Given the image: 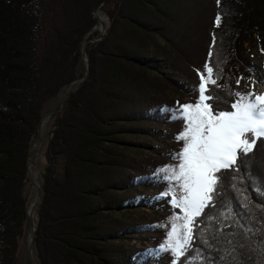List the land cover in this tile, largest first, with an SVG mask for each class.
Wrapping results in <instances>:
<instances>
[{
    "label": "trees",
    "instance_id": "1",
    "mask_svg": "<svg viewBox=\"0 0 264 264\" xmlns=\"http://www.w3.org/2000/svg\"><path fill=\"white\" fill-rule=\"evenodd\" d=\"M173 4L0 0V264L16 263L20 241L32 226L28 163L43 110L74 81L77 87L67 90L45 150L33 239L39 264H160L167 254L156 241L165 233L162 222H127L116 214L143 207L150 189L167 190L168 182L154 173L177 163L170 153L160 152L168 163L147 167L125 152L131 145L145 147L129 137L160 133L144 123L183 130L181 120L169 119V112L149 97L150 76L196 95L190 82L163 71L157 52L149 54L154 37L164 38L166 24L178 20ZM99 8L110 25L102 40L93 41L98 34L93 30L98 25L94 12ZM213 34L216 43L210 49ZM209 40L206 61L211 50L210 66L219 77L216 92L224 106L234 98L229 95L232 84L252 73L246 44L264 50V0H216ZM83 52L87 66L78 76ZM226 174L216 207L210 213L205 208L209 215L196 218L202 223L188 254L196 259L182 257V264H220L216 257L231 260L233 247L242 264H264V147L243 158L238 171ZM174 214L183 215L176 207ZM249 228L252 231L246 232ZM144 234L155 247L128 253L124 242ZM146 250L153 251L145 255Z\"/></svg>",
    "mask_w": 264,
    "mask_h": 264
},
{
    "label": "snow or ice",
    "instance_id": "2",
    "mask_svg": "<svg viewBox=\"0 0 264 264\" xmlns=\"http://www.w3.org/2000/svg\"><path fill=\"white\" fill-rule=\"evenodd\" d=\"M220 23L221 17L217 16L216 27ZM215 43L213 34L210 49ZM212 56L210 50L205 71L198 73L201 83L196 86V103L181 105L177 102L174 110H168L169 119L184 121L183 130L175 137L183 142V147L178 153L170 154L177 163L163 165L154 173L157 178L168 182L167 190L160 195L171 197V203L183 212V215L170 218L167 240L159 246L160 250L171 252L172 264H182V257L184 260L196 259L188 255L202 223L196 218L207 217L216 207L218 190L227 179L226 170L238 171L243 158L264 147V93H257L253 82L246 91L230 92L234 98L230 104L222 106L216 92L219 77L214 75V67L210 66ZM235 83L238 89L240 80ZM205 208L209 213L204 212ZM245 231L251 232L252 229ZM244 239L241 237L242 241ZM244 246L243 242L239 244L241 248ZM260 248L264 254V242ZM152 251L146 250L145 255ZM233 253L235 247L228 252L231 260L225 256L216 259L220 264H242Z\"/></svg>",
    "mask_w": 264,
    "mask_h": 264
},
{
    "label": "rangeland",
    "instance_id": "3",
    "mask_svg": "<svg viewBox=\"0 0 264 264\" xmlns=\"http://www.w3.org/2000/svg\"><path fill=\"white\" fill-rule=\"evenodd\" d=\"M173 2L172 11L176 12L178 20L175 19V25L166 24L164 38L160 36L154 37V44L150 47L149 54L152 56V54L157 52L159 54L158 60L160 64L165 67L163 71L165 73L172 72L177 78L190 82L196 93V86L201 83L198 73L205 69L206 49L209 46V33L216 13V0H173ZM99 14L103 17L102 23L99 20ZM94 17L98 20V30H95L98 34L93 41H100L107 34L110 20L105 11L100 8L94 12ZM88 43L89 41H85V46ZM246 46L248 58L253 65L252 73L249 77H241L243 79H239L240 84H244L246 87L237 89L236 83L234 82L232 84L234 91L248 90L247 85L254 79L258 67L264 63V50L261 49L258 44H246ZM84 53L85 52H83L81 58V63L77 67L78 76L84 73L87 66V56L86 53L85 55ZM155 78L154 74L150 76L146 88L148 89L149 97L153 98L155 103L161 109L167 111L169 109L174 110L177 102L181 105L186 103H196L197 95H192L191 93L176 89L168 83L161 82ZM233 80L234 79L232 78V81ZM71 86L68 89H75L77 87L76 82L72 83ZM62 91L52 99L43 110V118L46 115H52L50 116L44 132L41 133L42 146L40 145L41 139L37 134L31 148L30 158L35 156V160L28 169L29 183L26 188V195L30 206L37 195V188L34 183L40 185L42 182V173L46 165L45 150L53 128L55 115L62 110L61 105L65 102V98L67 97V94L64 96ZM183 124L184 121L182 120L178 123L180 129L183 128ZM143 126L157 130L160 133H155L152 136L133 135L129 137V140H132L133 142L145 144V147L131 145L128 149H125V152L131 159L137 162H143L147 167H153L160 164L162 160L165 163H168V161L165 160V157L160 155V152L175 154L182 149L179 141L175 139L178 130L173 128L174 125L170 126L169 124L150 122L144 123ZM164 191L166 190L163 186L150 189L146 193L148 198L143 207L137 208L136 210L126 211L124 215L117 213L116 217H122L127 222L137 221L144 224L162 222L160 228L165 233L160 235V237H157L156 241L161 243L166 242L167 233L170 231V218L173 217L171 215L173 214L175 206L171 203V197L160 195ZM180 211L182 212L181 209ZM30 229L31 227L25 231L24 236L20 241L19 249L16 254L18 257L16 258L15 264H33L32 257H34L35 264H39L38 258L35 254V247L34 245L31 247ZM124 246L128 253L134 254L138 250L155 247V242L149 237V235H136L133 239L126 240ZM172 260L173 256L171 252H167L160 264H171ZM150 264H153V262Z\"/></svg>",
    "mask_w": 264,
    "mask_h": 264
},
{
    "label": "water",
    "instance_id": "4",
    "mask_svg": "<svg viewBox=\"0 0 264 264\" xmlns=\"http://www.w3.org/2000/svg\"><path fill=\"white\" fill-rule=\"evenodd\" d=\"M99 20H100V19H99ZM100 22H101V21H100ZM93 30H98V27H97V26L94 27ZM84 55H85V53H84ZM74 82H76V81H74ZM74 82H73V83H74ZM70 86H71V83L68 84V85H66V86L64 87V89H63V91H62V93H63L64 96H66V94H67V89H68ZM66 98H67V97H66ZM66 98H65V100H66ZM64 106H65V102L62 103L61 107L63 108ZM41 122H42V119H41V121H40V125H39V128H38V135H39V138H40V139L42 138V136H41V132H40ZM40 145L42 146V139H41ZM41 146H40V147H41ZM34 160H35V156H32V157L30 158V160H29V163H28V169H29V167L32 165V163L34 162ZM34 184H35V186H36V188H37V195H36V198H35L34 202L31 204V206H30V208H29V217H30L31 222H32V226H31V229H30L31 247H33V245H34L33 239H34V231H35V220H34V218H35V211H36V207H37V205H38V203H39V201H40L41 195H42V193H41V189H40V185L37 184V183H34Z\"/></svg>",
    "mask_w": 264,
    "mask_h": 264
},
{
    "label": "bare ground",
    "instance_id": "5",
    "mask_svg": "<svg viewBox=\"0 0 264 264\" xmlns=\"http://www.w3.org/2000/svg\"><path fill=\"white\" fill-rule=\"evenodd\" d=\"M101 23L103 22V17L99 14L98 15ZM262 80H264V63L258 67L257 71L255 72V77L254 79L247 85V87H249V85L253 84V82L255 83V90L257 93H264V82H261ZM246 87V85L244 84H240L239 88H244ZM52 114L46 115L41 122V127H40V132H44L45 127L47 126V123L50 119V116ZM33 258V264H35L34 261V257Z\"/></svg>",
    "mask_w": 264,
    "mask_h": 264
}]
</instances>
